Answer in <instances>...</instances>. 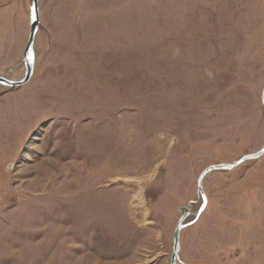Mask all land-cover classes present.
Masks as SVG:
<instances>
[{
  "label": "rangeland",
  "instance_id": "rangeland-1",
  "mask_svg": "<svg viewBox=\"0 0 264 264\" xmlns=\"http://www.w3.org/2000/svg\"><path fill=\"white\" fill-rule=\"evenodd\" d=\"M29 8L0 0L11 80L24 73ZM38 10L32 76L0 85V264H169L181 211L200 206V172L264 144V0ZM46 159L69 166L35 188ZM202 187L175 264H264V154Z\"/></svg>",
  "mask_w": 264,
  "mask_h": 264
},
{
  "label": "water",
  "instance_id": "water-1",
  "mask_svg": "<svg viewBox=\"0 0 264 264\" xmlns=\"http://www.w3.org/2000/svg\"><path fill=\"white\" fill-rule=\"evenodd\" d=\"M39 25V10H38V0H30V8H29V31H28V39L23 51L22 61L24 64V73L22 77L18 80H11L7 77L0 76V85L7 87L6 91H10L14 88H17L19 86L24 85L32 76L33 70H34V39L36 36V32L38 30ZM5 92L1 93L4 94ZM261 104L264 107V85L261 91L260 96ZM264 154V144L263 146L253 153L244 154L238 159L228 162V163H221V164H214L205 167L200 174L198 175L197 181H196V191L199 199L201 200L200 206L197 211L190 212L185 211L182 213V216L178 219L176 226L173 231L172 236V252L170 256L169 264H175L178 251H179V236L180 231L182 228H184L187 225L193 224L201 215V213L204 211L206 204H207V197L203 191L202 187V181L203 178L211 171L214 170H224L229 171L233 167L241 164L242 162L246 160H252L257 159L261 157ZM178 210H181L178 208ZM188 215H193V220L190 222H184V219Z\"/></svg>",
  "mask_w": 264,
  "mask_h": 264
},
{
  "label": "bare ground",
  "instance_id": "bare-ground-1",
  "mask_svg": "<svg viewBox=\"0 0 264 264\" xmlns=\"http://www.w3.org/2000/svg\"><path fill=\"white\" fill-rule=\"evenodd\" d=\"M67 164L58 167V165L55 162H52L48 159L41 161L40 164L38 165L37 169H36V176H35V178L32 179L33 182L31 181L29 184L31 186L34 184L33 186H35V188H39L41 186V185H39V183L41 181L48 179V178L51 179L53 177V175L55 174L54 171L66 172L67 167L69 166ZM72 165H74V164H72Z\"/></svg>",
  "mask_w": 264,
  "mask_h": 264
},
{
  "label": "flooded vegetation",
  "instance_id": "flooded-vegetation-1",
  "mask_svg": "<svg viewBox=\"0 0 264 264\" xmlns=\"http://www.w3.org/2000/svg\"><path fill=\"white\" fill-rule=\"evenodd\" d=\"M187 209H188V210H187ZM187 209L185 208V209H183V210L181 211V216H182V213H183V212H185V211H190L189 208H187ZM190 212H191V211H190Z\"/></svg>",
  "mask_w": 264,
  "mask_h": 264
}]
</instances>
